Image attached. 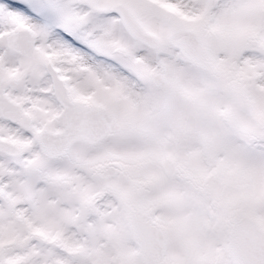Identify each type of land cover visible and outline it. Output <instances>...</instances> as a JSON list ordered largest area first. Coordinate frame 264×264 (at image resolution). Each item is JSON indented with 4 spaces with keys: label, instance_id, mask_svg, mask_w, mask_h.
I'll return each instance as SVG.
<instances>
[{
    "label": "snow or ice",
    "instance_id": "obj_1",
    "mask_svg": "<svg viewBox=\"0 0 264 264\" xmlns=\"http://www.w3.org/2000/svg\"><path fill=\"white\" fill-rule=\"evenodd\" d=\"M0 264H264V0H0Z\"/></svg>",
    "mask_w": 264,
    "mask_h": 264
}]
</instances>
